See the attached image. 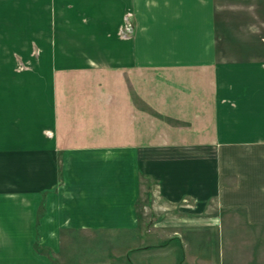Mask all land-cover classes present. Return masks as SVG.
I'll return each mask as SVG.
<instances>
[{
	"label": "crops",
	"instance_id": "crops-1",
	"mask_svg": "<svg viewBox=\"0 0 264 264\" xmlns=\"http://www.w3.org/2000/svg\"><path fill=\"white\" fill-rule=\"evenodd\" d=\"M252 1L129 0L118 59L56 67L43 106L5 102L0 264H51L62 237L79 253L112 229L166 238L135 249L153 264H264V0Z\"/></svg>",
	"mask_w": 264,
	"mask_h": 264
},
{
	"label": "rangeland",
	"instance_id": "rangeland-1",
	"mask_svg": "<svg viewBox=\"0 0 264 264\" xmlns=\"http://www.w3.org/2000/svg\"><path fill=\"white\" fill-rule=\"evenodd\" d=\"M236 1H244L248 5V0H216L215 4L227 8ZM129 8V0H0V109L4 105L7 108V101L14 103L18 111L25 105L30 108V103L43 106V91L50 84L56 67L79 68L82 65L103 64L109 60V55L112 60L118 59L119 38L130 36L133 31ZM226 16L227 20L232 18V14ZM2 111L6 112V109L0 110V116H3ZM146 184L149 186L150 182ZM112 191L118 194L119 187ZM148 195L150 190L137 196V205L134 206L144 218L147 217L145 212L150 210V205L144 208L142 204ZM69 203L62 205L66 212L63 217L71 214ZM78 209L83 212L80 218L96 216L98 219L108 206L102 204L88 210L82 205ZM73 222L70 221V225ZM136 223L145 231L152 224L147 220H137ZM126 233L123 229H112L110 234L105 235L104 232L80 238L78 245H74L80 247L79 253L71 252V238L67 242L62 237L57 253L54 256L49 254L51 264H60L61 260H71L75 256L106 264H126L127 258L153 264L155 260L151 251L136 254L135 249L167 241L166 238L154 239L150 235L131 237L133 235ZM53 240L48 236L45 248L41 246L40 237L35 235L32 246L45 254V251L54 249ZM132 249L134 253L131 254ZM162 254L168 260L167 251Z\"/></svg>",
	"mask_w": 264,
	"mask_h": 264
}]
</instances>
